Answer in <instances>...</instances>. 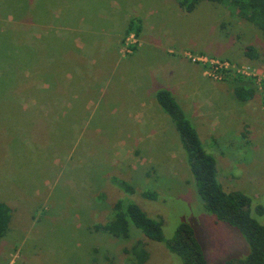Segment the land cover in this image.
<instances>
[{"label":"rangeland","instance_id":"1","mask_svg":"<svg viewBox=\"0 0 264 264\" xmlns=\"http://www.w3.org/2000/svg\"><path fill=\"white\" fill-rule=\"evenodd\" d=\"M232 13L207 0L192 12L175 0H0V201L11 208L0 264H133L130 248L139 240L145 264H183L132 225L127 238L95 228L124 196L162 218L164 238L189 224L209 264L248 256L241 232L203 207L174 125L156 102V90L166 88L160 80L147 109L141 91L158 70L152 57L159 48L139 46L140 31H131L134 50L123 48L133 17L145 42L173 53L186 48L257 65L244 52L247 45L264 52L261 31ZM42 58L66 77L36 70ZM199 81V93L190 82L182 88L188 94L175 98L214 156L223 188L249 195L251 216L264 224L261 97L241 101L229 81L202 74ZM137 82L143 102L122 93ZM113 176L135 193L117 188ZM145 190L156 198L143 197Z\"/></svg>","mask_w":264,"mask_h":264},{"label":"trees","instance_id":"2","mask_svg":"<svg viewBox=\"0 0 264 264\" xmlns=\"http://www.w3.org/2000/svg\"><path fill=\"white\" fill-rule=\"evenodd\" d=\"M184 12H192L202 0H175ZM226 6L233 16L243 19L261 31L264 40V0H207ZM134 31L139 34V25L131 20L125 33ZM134 50L135 45L131 46ZM244 54L249 59L258 60L264 66V52L258 53L252 45H247ZM35 69H40L49 78L66 77V73H51L45 59L34 63ZM28 66V68H33ZM47 73V74H46ZM41 74V73H39ZM42 75V74H41ZM233 83L235 96L245 101L255 96L257 88L251 77L227 71L223 81ZM157 104L170 118L178 134L186 163L194 182L195 191L203 207L217 221L225 222L237 228L247 240L250 252L243 259L227 260L224 264H264V224L258 223L251 216L252 199L239 190L226 191L217 176L216 160L206 151L195 126L191 123L184 109L167 88H159L155 92ZM112 183L126 194L135 193V188L126 180L111 177ZM145 198L154 200L156 193L145 190L141 193ZM259 206V205H258ZM258 206L256 208H258ZM259 209V208H258ZM11 219V208L0 201V238L8 229ZM139 229L141 233L154 241L161 242L172 254L177 255L183 264H209L194 229L187 223H180L170 238H164L163 220L160 217H150L136 202L127 196L118 198L112 208L111 218L104 224L96 225L97 230L105 231L114 237L127 238L130 226ZM133 264H145L149 253L142 241H136L130 248Z\"/></svg>","mask_w":264,"mask_h":264},{"label":"crops","instance_id":"3","mask_svg":"<svg viewBox=\"0 0 264 264\" xmlns=\"http://www.w3.org/2000/svg\"><path fill=\"white\" fill-rule=\"evenodd\" d=\"M153 9L155 8L150 7L146 13V16L150 15ZM132 18H130L129 20L131 21ZM138 25L140 26V24ZM140 32H141V37L139 39V46L142 42L148 43L152 46H155V48H159L158 50L157 49L155 50L156 54L160 53V57H158L156 54H154L152 57L153 59L152 63L158 67V70H153V73H151V75H148V77L150 78L149 81L146 82V85L148 86L143 87L142 88L143 92L141 91V93H143V96H148L147 103L149 102L150 103L149 105H147V109H150L151 105L154 103L153 95L151 93H153L154 91L153 85L155 84V82L158 83L159 80L163 83L164 87H166L172 92V94L175 97H177L176 96L177 93H187L188 94V92L186 90H183L182 88H183V85L186 86V84L190 82H193V86L196 91V92L194 91V93L195 94L199 93L198 88L201 87L199 80L201 78V74L202 76H205V75L203 74L200 66L189 62L182 55V52L185 51L186 48H180L179 51H174L173 53V49L168 48L167 47L168 45L158 47V45L156 44L157 40H154L153 42L151 41L145 42V38H144V35L142 34L141 26H140ZM75 46H78V45H75ZM36 70H39V69H36ZM57 73H64V72L63 70H60ZM139 87L140 86L138 85V82H137L136 85H132V88L130 87V90L127 87L126 88L123 87L124 90L122 93H128L132 95V97L130 98H135L136 100H138L137 97H138V94H140L139 93L140 91L138 90ZM121 101L124 102L125 100L123 99ZM138 101L143 102L144 99L142 100L139 99Z\"/></svg>","mask_w":264,"mask_h":264},{"label":"built area","instance_id":"4","mask_svg":"<svg viewBox=\"0 0 264 264\" xmlns=\"http://www.w3.org/2000/svg\"><path fill=\"white\" fill-rule=\"evenodd\" d=\"M137 39L135 33L130 32L124 41V51L132 52V45H135ZM185 57L191 62L198 63L204 67V74L215 81H222L224 73L227 71L241 74L245 77H251L255 81L257 91L261 97V104L264 108V66L247 63H238L226 58H218L207 54H198L197 52H184Z\"/></svg>","mask_w":264,"mask_h":264}]
</instances>
